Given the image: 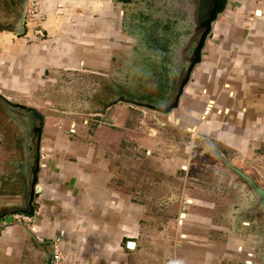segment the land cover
<instances>
[{"label":"crops","instance_id":"0c3cea01","mask_svg":"<svg viewBox=\"0 0 264 264\" xmlns=\"http://www.w3.org/2000/svg\"><path fill=\"white\" fill-rule=\"evenodd\" d=\"M38 1L44 38L33 35L25 19L23 34L5 26L18 5L20 18L22 0H0V264H50L57 241L62 264H261L264 209L247 189L239 187L243 206L194 195L192 206L177 209L176 216L162 202L155 213L148 205L151 190L121 176L113 163L119 156L115 130L91 127L87 119L56 121L16 98L26 88L34 98L41 84L56 85L68 72L102 67L105 51L113 55L115 49L108 50L105 38L124 34L145 43L139 25L147 29L151 0ZM29 107L43 115L39 139V120L27 118L30 133L23 121ZM176 110L174 124L191 134L186 154L202 144L208 150L203 140H209L221 153L238 152L256 166L254 181L264 180V0H228ZM186 157L161 159L155 171L186 177L195 164ZM36 161L40 189L26 224L19 216L26 215L21 210ZM9 214L12 222L5 223Z\"/></svg>","mask_w":264,"mask_h":264},{"label":"rangeland","instance_id":"374dc122","mask_svg":"<svg viewBox=\"0 0 264 264\" xmlns=\"http://www.w3.org/2000/svg\"><path fill=\"white\" fill-rule=\"evenodd\" d=\"M13 8L12 17L8 16L10 19H7L4 25L16 29L19 5ZM125 18L123 28L126 32L129 25L127 17ZM139 28V34L146 38V28L141 25ZM144 30L145 32H142ZM114 37L110 36L104 40L108 50L113 47L115 49L113 55L110 51H105L102 67L88 65L84 72H68L60 76L56 85L41 84L36 92L38 101H35L36 94L33 98L30 88H26L22 95L16 97L17 100L39 107L41 113H52L56 121H60L62 117L80 124L87 119L91 127L107 126L115 130L117 136L119 135V156H115L113 163L120 165L121 176L127 178L129 174L131 181L136 179V183L142 188L151 190L153 197L149 199L148 205L155 213L156 209L162 206L170 211L174 208L176 216L177 209L183 212V206H192L188 200H192L194 195L245 205V190L239 191V187L247 189L252 195L253 193L244 180L226 166L210 148L203 151L202 144L201 150L198 148L188 154L183 151L191 134L186 130L181 131V124H174L176 114H179L176 109L169 113L173 115L170 116V121H167L168 114L133 103L144 102L165 107L174 97L176 88L171 91L172 87L160 84V79L163 80L167 72L157 62V49L147 47L140 39L127 40L124 34L121 37L116 35V39ZM125 46L129 47L124 51ZM178 83L179 81L176 84ZM106 110L108 113L102 118L99 113ZM113 115L120 120L112 119ZM109 139L111 140V137ZM176 145L179 146L177 149ZM213 147L221 153L220 147L216 144H213ZM111 154L109 150V159ZM175 154L181 157L193 156L191 161L195 160V164L186 169V177L182 178L177 174L179 179L167 178L166 175L155 171L159 170L160 161H163L161 159L173 158ZM221 154L228 162L251 177L258 175L256 166L251 167L250 162L242 161L238 152ZM257 184L264 188V180ZM160 202L161 206L158 204Z\"/></svg>","mask_w":264,"mask_h":264},{"label":"flooded vegetation","instance_id":"af4514ba","mask_svg":"<svg viewBox=\"0 0 264 264\" xmlns=\"http://www.w3.org/2000/svg\"><path fill=\"white\" fill-rule=\"evenodd\" d=\"M211 8V0H151L148 5L145 44L157 49V62L167 72L160 84L172 85L171 91L184 77Z\"/></svg>","mask_w":264,"mask_h":264},{"label":"water","instance_id":"95a60500","mask_svg":"<svg viewBox=\"0 0 264 264\" xmlns=\"http://www.w3.org/2000/svg\"><path fill=\"white\" fill-rule=\"evenodd\" d=\"M211 1H212V8L210 10L209 16L204 22L203 30L195 43V47L193 48V54H192V58L190 60L189 66L186 69L184 77L181 79L180 83L177 86V89H176V92L174 94L172 101L165 107L157 106V105L150 104V103H144V102L143 103L133 102V103L140 105V106L147 107L153 111L161 112L163 114H169L172 110L176 109L179 106L180 98L183 95L185 87L191 80V75L195 69V66L199 64L202 60L203 48L206 44V40L208 36L211 34L213 24L215 23L219 15L224 12L226 5L228 3V0H211ZM25 7H26V0H22L21 9H20V18H19V29L14 30L15 33L17 34L24 33ZM26 111L28 112V115H27L28 117H24L23 121L27 125V129L29 133L31 130H30L29 122L27 118H29L30 116H34L35 119L39 120V126L35 129L37 131V136L39 139L40 133H41V127L43 124V115L40 112H38L36 109L31 108V107L27 108ZM203 141L209 145L210 150L214 152V154H216V156L224 164H226V166H228L233 172H235L238 176H240L244 180V182L247 184V186L249 187V189L251 190V192L253 193L255 197V206L262 207L264 209V188L259 186L249 174L245 173L241 169L237 168L236 166L228 162L222 156V154L213 147V145L211 144L209 140H203ZM39 165H40L39 161H36V163L34 164V167L32 168V171L30 172V174H28L31 187L27 195V199L25 200V208L22 209L21 211L29 216L33 214L34 194L35 192H37V190L40 189V186H36L35 188ZM11 215L12 214H9L8 216L5 217L4 219L5 223L12 222ZM262 239H263V249H262L261 264H264V234H263ZM129 245H132V243L130 242ZM50 264H54L53 249L51 253Z\"/></svg>","mask_w":264,"mask_h":264},{"label":"built area","instance_id":"2783aa9c","mask_svg":"<svg viewBox=\"0 0 264 264\" xmlns=\"http://www.w3.org/2000/svg\"><path fill=\"white\" fill-rule=\"evenodd\" d=\"M43 8L38 0H29L26 2L25 7V24L32 31V34L37 36L38 38H44L45 32L41 25L42 16H43ZM21 220L28 224L31 223V216L29 215H21ZM30 231H34L32 225H29ZM53 259L54 264H62L65 261V257L62 255L59 249V242L53 243Z\"/></svg>","mask_w":264,"mask_h":264}]
</instances>
